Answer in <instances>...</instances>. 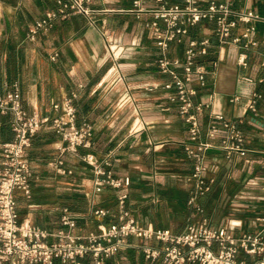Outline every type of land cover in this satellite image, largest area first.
Wrapping results in <instances>:
<instances>
[{
    "label": "crops",
    "instance_id": "0c3cea01",
    "mask_svg": "<svg viewBox=\"0 0 264 264\" xmlns=\"http://www.w3.org/2000/svg\"><path fill=\"white\" fill-rule=\"evenodd\" d=\"M58 1L67 0H0V95L16 85L25 110L46 119L56 114L54 103L72 97L77 122L86 121L92 126L90 147L80 148L79 155L89 152L107 159L115 176L130 178L127 206L143 226L179 233L204 219L214 227L233 219L241 223L234 229L236 234H264V222L256 220L264 215V201L256 196L258 187L245 184L250 177L264 180V115L254 117L245 109L246 99L259 89V84L237 82L238 74L261 75L264 27L258 25L260 43L250 52L246 69L237 66L238 48L227 39L214 37L211 22L189 27L183 42L169 45V57L183 60L187 40L211 41L209 53L200 59L210 69L205 83L193 80L188 85L195 90L191 97L194 103L211 100L197 116L200 139L210 140L205 132L211 112H221L234 120L245 134L243 155H228L218 148L219 138L210 140L214 147L208 151L206 177L213 180L211 188L189 204L194 183L189 180L192 161L183 147L188 139L187 124L178 114L177 102L169 99L172 90L165 88L170 77L157 69L158 51L146 26L151 15L136 8L133 0H85L87 14L58 15L29 39L31 25L47 12H57ZM164 1L173 4L181 0ZM232 4L264 15V0H234ZM102 29L108 31L118 53L116 67ZM211 60L218 61L215 67L210 66ZM177 70L181 72L180 67ZM233 94L241 100L230 102ZM263 108L264 98L258 103V109ZM9 120L8 115L0 113V169L2 144L13 137ZM61 144L49 121L32 137L27 150L30 195L15 192L20 221L50 233L66 232L68 229L61 224L66 209L76 218L75 227L69 230L72 234L96 231L99 223L115 221L118 191L104 188L94 193L90 167L79 156L60 153ZM59 160L68 173L56 172ZM240 191L243 197L238 196ZM96 208L107 210V216H96ZM53 240L52 236L46 238L47 242ZM128 242L132 246L109 258L106 264H146L142 247L161 246L154 240L134 237ZM238 256L248 262L254 259L243 253ZM90 262L89 256L81 259V264ZM54 264L71 263L56 260Z\"/></svg>",
    "mask_w": 264,
    "mask_h": 264
},
{
    "label": "built area",
    "instance_id": "2783aa9c",
    "mask_svg": "<svg viewBox=\"0 0 264 264\" xmlns=\"http://www.w3.org/2000/svg\"><path fill=\"white\" fill-rule=\"evenodd\" d=\"M85 0L58 1L57 12L49 11L45 17L36 21L28 30L27 37L34 39L36 33L46 29L50 21L59 16L65 17L70 12L87 14ZM203 1L205 6H200ZM234 0H181L167 4L164 0H133V5L142 12L149 13L151 19L146 23L151 32L158 51L157 69L161 74L168 75L170 81L165 88L172 90L171 101L177 102L178 114L187 124L188 139L184 142V152L192 161V172L189 180L194 183L192 194L188 200L193 204L198 197L204 196L211 188L212 179L206 177L209 169L208 151L214 145L211 139L219 138L218 148L228 155H243L245 134L238 128L234 120L221 112H211L206 128L209 141L200 139V124L197 118L208 108L211 100L194 103L193 87L188 86L193 80L205 83V76L210 69L200 59L209 53L210 38L189 39L184 49V59L170 58L169 45L181 43L188 34L189 27L202 21L213 24V35L219 40H229L238 48L237 66L246 69L249 65L250 52L258 46V25L264 27V15L249 7L235 8ZM149 4H155L148 7ZM242 26L241 30L234 31ZM107 50L116 67L118 53L112 46V38L106 29L101 31ZM261 75L252 77L238 74L237 82L259 84L245 101V109L254 117L262 113L258 103L264 98V48L260 52ZM55 58V55L52 59ZM218 61H209L215 67ZM181 68L178 72L177 68ZM115 69V68H114ZM113 69V70H114ZM241 97L233 94L229 101L237 103ZM56 112L50 119L36 112L28 113L20 99L16 85L0 95V113L9 116L11 140L2 144V167L0 169V264H54L56 260L81 264V259L90 257V264H106V261L118 252L131 247L129 237L154 240L161 243L160 247L145 245L142 247L146 264H264V234L261 231L236 234L234 229L240 226L239 221L230 219L220 227H214L207 220L197 225H190L182 232L176 233L167 228L143 226L135 219L127 206L130 185L128 176H115L111 163L107 159H99L93 153L79 155L80 148L90 147L92 126L86 122H77L76 108L72 97H64L52 105ZM49 121L50 127L62 144L60 153L79 156L90 167L94 193L104 188L117 190L115 221L99 223L97 230L86 234H72L69 230L76 225V218L62 211L61 224L68 231L59 230L50 233L33 226L28 221H20L15 192L21 191L24 196L30 195V169L27 161V150L31 146L34 134ZM56 172L66 174L63 161L57 162ZM247 186L259 188L256 195L264 201V180L250 177ZM243 197L242 191L238 193ZM196 209L200 211V207ZM93 213L98 217L107 216L108 211L96 208ZM257 221L264 222V215ZM52 236L53 241L46 238ZM213 245L217 248L213 249ZM239 253L253 257L248 262L239 258Z\"/></svg>",
    "mask_w": 264,
    "mask_h": 264
}]
</instances>
